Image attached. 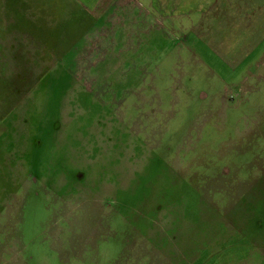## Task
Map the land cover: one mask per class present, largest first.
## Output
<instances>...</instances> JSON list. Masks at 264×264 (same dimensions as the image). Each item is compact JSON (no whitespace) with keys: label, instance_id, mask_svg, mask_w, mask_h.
<instances>
[{"label":"rangeland","instance_id":"374dc122","mask_svg":"<svg viewBox=\"0 0 264 264\" xmlns=\"http://www.w3.org/2000/svg\"><path fill=\"white\" fill-rule=\"evenodd\" d=\"M121 1L0 0V264H264V31L225 61Z\"/></svg>","mask_w":264,"mask_h":264},{"label":"crops","instance_id":"0c3cea01","mask_svg":"<svg viewBox=\"0 0 264 264\" xmlns=\"http://www.w3.org/2000/svg\"><path fill=\"white\" fill-rule=\"evenodd\" d=\"M91 1L95 0H89V5ZM121 7L127 16L138 10V16H146L144 24L154 20L139 32L180 33L196 40L189 48L208 49L225 61L240 50L245 57L255 54L258 43L254 40L264 31V0H126Z\"/></svg>","mask_w":264,"mask_h":264}]
</instances>
